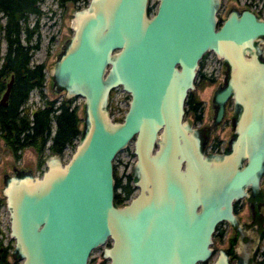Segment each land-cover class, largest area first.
<instances>
[{"label": "water", "instance_id": "water-1", "mask_svg": "<svg viewBox=\"0 0 264 264\" xmlns=\"http://www.w3.org/2000/svg\"><path fill=\"white\" fill-rule=\"evenodd\" d=\"M154 1L87 0L71 10V33L48 76L51 90L81 98L78 136L66 159L47 154L39 174H2L18 264H89L98 246L105 264H196L213 255L209 264H256L248 261L255 242L233 263L211 243L216 223L234 220L231 201L256 189L264 168V15L230 5L219 17L221 0ZM208 52L224 74L204 132L183 105ZM115 87L128 96L119 120L108 109ZM228 99L232 133L223 151H207ZM128 143L137 191L117 204L113 158Z\"/></svg>", "mask_w": 264, "mask_h": 264}, {"label": "trees", "instance_id": "trees-1", "mask_svg": "<svg viewBox=\"0 0 264 264\" xmlns=\"http://www.w3.org/2000/svg\"><path fill=\"white\" fill-rule=\"evenodd\" d=\"M37 1H0V11L6 17L4 24L0 26L5 39L4 50L0 56V92L9 75H13L6 104H0V137L4 146L15 158L18 157L22 148L32 147L37 155L38 167L47 154L55 152L62 154L67 145H74L73 141L78 136V123L81 119L76 113L77 105L72 102L73 97L64 98L61 95L59 99H56L44 96L43 62L29 63L30 54L33 52L32 47L21 44L19 41V34L22 31L25 40H30L31 32L25 17L28 13H41L36 4ZM62 1L58 0L60 4ZM86 1H83V5ZM257 12L260 14L261 9L259 8ZM201 67L202 61L199 62L196 72L200 84L212 82V75H206ZM32 89L38 92L42 104L29 107L27 100ZM184 103L185 112L190 113L193 120L198 121L201 117L200 100L192 91H189ZM119 118L120 116L113 119ZM214 145L215 143H212V146ZM128 192L129 189H125V194ZM121 198L115 196L114 201L119 203ZM2 204L3 198L0 197V206ZM10 241L9 238L6 244H2L0 240V264L19 263L16 259H8L9 249L12 246Z\"/></svg>", "mask_w": 264, "mask_h": 264}, {"label": "rangeland", "instance_id": "rangeland-1", "mask_svg": "<svg viewBox=\"0 0 264 264\" xmlns=\"http://www.w3.org/2000/svg\"><path fill=\"white\" fill-rule=\"evenodd\" d=\"M84 0H63L60 4L58 0H43L41 1V8L43 10L40 15V26L39 28V42L38 47L31 53L30 62H43L44 66V86L42 88L43 94L47 98H56L61 97V92L53 91L50 89V78L48 76V67L51 61L54 59L55 54L61 47L62 41L71 33L69 28V20L71 17V10L76 7L83 5ZM249 2V4H247ZM155 1L149 0V5L153 8ZM230 5H235L236 7L248 6L253 10L261 9V14L264 15V0H221V3L218 8V16L223 17L225 11ZM2 14L0 13V23L2 22ZM34 20L33 15H29L28 21L31 24ZM264 47V43H263ZM4 50V42L1 38L0 31V56ZM202 67L201 69L205 72L206 75H212L213 81L207 82L202 86H198L195 83L193 91L201 102V117L198 121L192 120V115L186 114L187 117H190L194 125H199L201 123L209 122L211 116L210 108V98L212 90L215 85L221 81L223 76V66L218 59L214 57L211 52L205 54L201 59ZM196 82V78L194 79ZM111 95L109 93V102L108 109L112 118L119 117L122 115L123 111L126 108L127 94L120 89V87H115L111 90ZM74 104L77 105L76 113L81 116V98L73 97ZM27 104L29 107L34 105L42 104L38 92L35 89L30 90ZM229 107V106H228ZM229 113V109L227 114ZM80 121L78 123V128L80 127ZM229 128L226 124L221 123L209 136L208 143L206 144V150L208 151V146L215 139H220L219 147L224 145V140L227 137ZM76 139V138H75ZM75 139L73 142H75ZM73 145H67L61 154L62 159H66L70 151L72 150ZM37 155L32 147H24L19 151V156L15 158L11 152L4 146L2 139L0 138V187H1V174L6 171L11 173L13 167H22L24 169L29 168L32 173H39L40 169L43 168V164L37 167L36 161ZM132 147L131 144L127 148L119 151L113 158L115 163L117 174L120 172L128 171L130 165L133 161ZM133 191L132 193H134ZM8 222H7V212L4 209V206L0 207V240L2 244H6L9 240L8 237ZM13 240L11 239L10 243L12 244ZM264 242V241H263ZM226 241L218 237L212 239V247L216 250L218 247L226 246ZM263 244V243H262ZM100 246L92 249L88 255L87 261L89 264H99L101 258L99 256ZM8 259L11 260V257L8 255ZM211 258L205 261L204 264H209ZM19 262V261H18Z\"/></svg>", "mask_w": 264, "mask_h": 264}, {"label": "flooded vegetation", "instance_id": "flooded-vegetation-1", "mask_svg": "<svg viewBox=\"0 0 264 264\" xmlns=\"http://www.w3.org/2000/svg\"><path fill=\"white\" fill-rule=\"evenodd\" d=\"M0 1H2V0H0ZM36 4H37L38 9L41 11V13L40 14L38 13L39 15L37 13H28L27 16L25 17L27 27L30 29V32H31L30 40H28V41L25 40V38L23 37L24 36L23 31L20 32V34H19L20 43L31 46L32 51H34L38 47V42H39V28H38V26H40V15L43 12V10L41 8L42 7L41 6V0H38ZM247 4H249V2H247ZM245 7H248V6H245ZM0 13L2 14V18H3L2 22L0 23V26H2L5 22L6 17L1 11H0ZM29 15L34 16V20L31 24H29V21H28ZM0 31H1L2 41L4 42V45H5V39H4L3 32L1 29H0ZM30 56H31V54H30ZM219 62H220V60H219ZM29 63H31L30 59H29ZM31 64H33V63H31ZM221 65H222V63H221ZM196 72H197V70H196ZM223 74H224V72H223ZM10 75H12V74H10ZM10 75H9V77H10ZM9 77L5 81V85H6V82L9 80ZM12 78H13V75H12ZM195 78H196V82H195V80H193V84H194L193 88L195 87V83L198 86H202L203 84H205V83L200 84V81L196 77V74H195L194 79ZM222 81H223V76L221 78V81H219L215 85L213 90L218 85L222 84ZM5 85H4V88H5ZM10 85H11V83H10ZM4 88L1 90L0 96H1L2 92L4 91ZM193 88L191 90H188L187 93L189 91H192L194 93ZM213 90H212V92H213ZM8 92H9V90H8ZM7 95H8V93H7ZM185 98H186V96H185ZM6 99H7V96H6ZM6 99L4 102H0V104H6ZM184 102H185V99H184ZM232 107H233L232 101H231V99H228L225 102L224 113H223L220 121L213 128H211V130H209V134H208V140H209L210 134L221 123L226 124L229 128V132H228L227 137L224 140V145L222 147H219L220 139L217 138L210 143V146H208V148H209L208 151H218L219 152V151H223L224 148L226 147L228 137L232 133V127H231ZM183 108H184L183 109V117L190 119V117L186 116V114H189V113L185 112V103L183 105ZM228 109H229V113L227 114ZM211 115H212V110H211ZM119 119H121V116ZM119 119H117V120H119ZM192 120H193V117H192ZM193 121H195V120H193ZM208 124L209 125L211 124V116H210L209 122L201 123V124L197 125V127H201L202 131L205 132V130H207L206 127ZM208 140H207V143H208ZM212 143H215V145L212 146ZM128 145H129V143L126 145L125 148H127ZM133 158H135L134 155H133ZM244 161H245V159L242 160V163H244ZM43 163H44V159H43L42 164ZM114 164L115 163L113 162V169L114 170L112 169V174H113V179H114V198H115V196L122 197L121 201L119 203H117V202L116 203L117 204H123L132 195H134L136 193L137 187L134 185V182H133L134 177L130 171V168L128 171L120 172L119 174H117L116 166ZM43 166H44V164H43ZM130 167H131V165H130ZM43 168L40 169L39 173L42 171ZM11 169H12L11 173L4 171V172H2V174L3 173L12 174V173H14V169H17V167L12 166ZM18 169H24V168L19 167ZM39 173H35V174H39ZM2 174H1V183H2ZM125 189H129V192L127 194H125ZM133 191H135V192L132 193ZM0 197H2L1 193H0ZM230 211H231L232 215L234 216L233 222H230L224 218L220 219L215 225L214 232L212 233V239L216 236V237H218L220 239H224L226 241V243H227L226 246H222V247L226 248V250L228 252L229 263L240 261L242 259V253H243V251H241L242 250V248H241L242 244H247V243L249 244V243L255 242V246L251 250V252L248 256V261L254 262L256 264H263L264 263V242H263L264 241V168L262 169V171L260 172V175H259L258 187L256 189H251V188L247 187L245 194H242L239 197H237L231 201ZM215 252H216V250L214 251V253ZM213 256L210 257L211 260H212ZM105 262H106V259H102L99 264H105ZM204 263H205V261L197 262L196 264H204Z\"/></svg>", "mask_w": 264, "mask_h": 264}]
</instances>
